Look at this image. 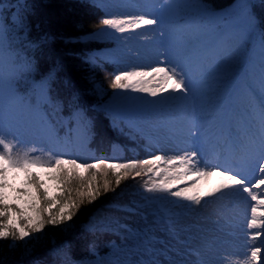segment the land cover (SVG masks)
Masks as SVG:
<instances>
[{
	"label": "rangeland",
	"instance_id": "374dc122",
	"mask_svg": "<svg viewBox=\"0 0 264 264\" xmlns=\"http://www.w3.org/2000/svg\"><path fill=\"white\" fill-rule=\"evenodd\" d=\"M107 13L110 18L126 15L149 14L163 22L135 33H118L108 26L85 35L84 38L110 40L114 45L92 51L93 54L112 61L124 63L129 70L136 66L154 64L167 49L169 56H176L187 66L190 75L192 96L187 99L154 100L146 94L118 89L103 105L112 116V122L121 119L128 126L148 137L154 144L155 154L165 159L183 155L195 147L200 153L199 167L211 171L219 166L231 168L244 175L250 185L260 176L252 163L260 155L259 146L262 132L261 119L249 105L244 90L246 83L259 87L261 63L264 61V43L254 37L255 26L251 22L249 5L246 0H234L231 4L215 9L206 8L196 0H89ZM0 3V136L11 142L24 140L29 149L57 148L64 157L70 156L61 150L55 129L45 122L41 108L45 84L23 74L27 67L24 56L17 55L8 44L6 29L1 19ZM15 18L16 15H14ZM161 32L164 33L161 38ZM163 39V42H162ZM19 80L18 90L14 81ZM171 87V82H169ZM193 97L195 112L193 116ZM34 99V104L28 100ZM195 124V127H193ZM198 131L193 143L190 132ZM75 141L78 155L88 156L89 149L84 141L87 136L80 131ZM113 161L118 162V152L113 148ZM31 157H34L31 155ZM42 161L48 160L40 157ZM80 163V162H79ZM40 172L50 191L58 190L44 176L47 167L32 169ZM23 173L17 174L15 184L20 185ZM147 177L137 178L119 197L117 204L96 213L90 220L94 228H109L121 234L126 230L119 227L126 224L137 230L151 229L158 240H164L174 250L182 253L188 264L211 261L212 264H246L253 243L248 236L253 231L247 228L250 206L254 201L247 193L225 190L223 194L207 197L200 205L189 208L175 207L167 201L153 204L141 212L122 211L132 206L131 201L144 203L141 185ZM220 176L207 179L205 188L220 181ZM264 198V185L254 189ZM176 198L168 197V201ZM183 204H189L182 201ZM163 207L176 214L181 229L179 238L166 231L167 217L161 213L153 217L151 212ZM69 221L62 224L66 230ZM187 229V230H185ZM43 236V230L30 233L24 240L8 238V247L27 254ZM262 239L255 241L261 247ZM2 240V239H0ZM49 264H128L129 260L147 264L154 259L150 254H140L135 248L117 249L97 254L91 258L72 259L63 250L55 251ZM261 264V261H257Z\"/></svg>",
	"mask_w": 264,
	"mask_h": 264
},
{
	"label": "trees",
	"instance_id": "16d2710c",
	"mask_svg": "<svg viewBox=\"0 0 264 264\" xmlns=\"http://www.w3.org/2000/svg\"><path fill=\"white\" fill-rule=\"evenodd\" d=\"M196 1L215 9L234 0ZM246 1L255 26L254 37L264 43V0ZM0 3L8 44L27 61L23 74L45 84L41 103L44 122L56 130L62 142L60 151L70 152V156L64 157L56 147L48 150L38 146L30 156L49 159L51 154L53 162L57 155L76 159L78 163H95L99 159L114 162L112 149L116 148L118 162L150 158L154 143L121 119L112 122L111 114L102 107L118 90L110 87L112 78L120 71L129 70L122 62L92 53L95 49L114 45L113 41L84 38L104 26L100 21L110 18L109 13L89 0H0ZM80 131L87 136L83 143L89 149L88 156L78 155L75 138ZM12 143L14 151L21 154L28 151L24 140ZM108 178L115 192L102 193L92 203L85 201L66 230L62 224L45 225L42 238L29 253L9 248L8 239L0 240V264H49L53 253L60 250L72 259H83L129 248L126 234L90 226L92 216L117 204L122 193L139 177L122 180L118 187L114 177L109 174ZM97 181L102 184L103 177L98 175ZM79 187L78 180L70 186L73 198ZM56 194L65 198L68 195L59 191Z\"/></svg>",
	"mask_w": 264,
	"mask_h": 264
},
{
	"label": "snow or ice",
	"instance_id": "6c2138e0",
	"mask_svg": "<svg viewBox=\"0 0 264 264\" xmlns=\"http://www.w3.org/2000/svg\"><path fill=\"white\" fill-rule=\"evenodd\" d=\"M162 22L161 19L149 14L126 15L100 21L102 25L118 33H135L137 30L151 28ZM163 36L164 33L161 32V38ZM160 55L163 59L158 57L154 64L120 71L112 78L110 87L146 94L160 102L177 98L187 99L192 96L187 66L176 56H169L167 49ZM18 81H14L17 91H19ZM169 82L171 87L168 86ZM244 90L248 95L250 107L260 116L262 132H264V61L261 63L259 87L257 88L253 83H246ZM28 102L34 104L35 101L29 99ZM194 103L193 97V116ZM190 135L195 144L198 131L190 132ZM14 148L15 145L11 141L0 136V239L11 237L14 241L24 240L30 233L43 230L45 225L56 226L70 221L85 201L92 203L102 193L115 192L112 180L108 178L109 174L114 177L116 187L122 180L129 177L135 179L145 176L147 179L144 180L141 188L144 193L153 195L141 196L144 203L131 201L132 206H124L121 208L122 211L137 212L146 218L148 213L140 210H146L161 201H167L175 207L189 208L190 205H200L207 197L222 195L225 190H242L247 193L251 201L255 202L250 206L251 218L246 221L247 228L259 230L253 231L248 236L253 246L246 264H257V261L264 264V258L261 256L262 249L255 246V241L264 238V198H260V195L254 191L264 185V163H252V168L259 169L260 176L255 184L250 185L244 175L231 168L221 170L217 166L211 171H206L199 167L200 153L195 147L191 151H185L183 155L169 159L152 153L150 158L146 159L126 162L99 159L95 163H78L76 159H63L59 155L54 157L53 162L51 154L48 160L42 161L40 157L30 156V153L35 152L36 149H29L21 154L14 151ZM259 151L260 155L256 157V160L264 161V135L261 137ZM44 167H47L45 178L50 180L61 194L68 193L66 198L63 195L58 196L55 191H50L45 179L39 178L40 172L32 171V169ZM18 173H23L24 176L19 186L15 184ZM214 174L220 176V181L210 188H205L207 179ZM98 175L103 177L102 184L97 181ZM77 180L80 182V187L73 198L70 186ZM168 197L176 199L168 201ZM182 201H187L189 204H183ZM161 213L167 217L166 231L173 234L174 239L182 240L179 221L174 218L176 214L159 207L152 211L151 215L157 217ZM119 227L126 230L125 239L129 241V251L135 248L141 255L148 253L154 257L148 260L147 264H188L180 251L174 250L164 240H158L155 234H151L150 228L141 231L126 224H120ZM262 245H264V239H262ZM128 264H141V262L129 260ZM198 264H212V262L199 261Z\"/></svg>",
	"mask_w": 264,
	"mask_h": 264
}]
</instances>
